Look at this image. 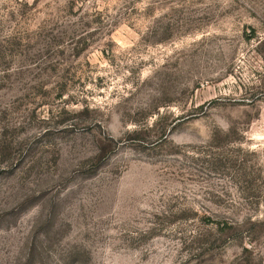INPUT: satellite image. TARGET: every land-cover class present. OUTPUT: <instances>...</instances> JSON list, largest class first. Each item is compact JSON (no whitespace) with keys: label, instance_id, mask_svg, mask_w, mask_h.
<instances>
[{"label":"rangeland","instance_id":"obj_1","mask_svg":"<svg viewBox=\"0 0 264 264\" xmlns=\"http://www.w3.org/2000/svg\"><path fill=\"white\" fill-rule=\"evenodd\" d=\"M0 264H264V0H0Z\"/></svg>","mask_w":264,"mask_h":264}]
</instances>
